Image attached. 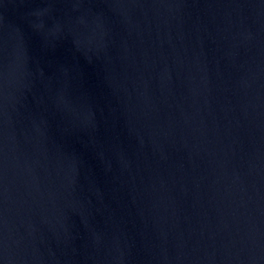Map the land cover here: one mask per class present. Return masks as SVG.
Returning a JSON list of instances; mask_svg holds the SVG:
<instances>
[{
    "label": "water",
    "instance_id": "water-1",
    "mask_svg": "<svg viewBox=\"0 0 264 264\" xmlns=\"http://www.w3.org/2000/svg\"><path fill=\"white\" fill-rule=\"evenodd\" d=\"M0 264H264V0H0Z\"/></svg>",
    "mask_w": 264,
    "mask_h": 264
}]
</instances>
